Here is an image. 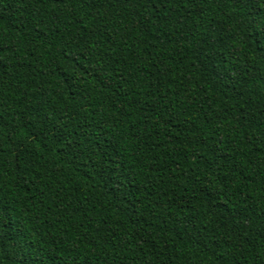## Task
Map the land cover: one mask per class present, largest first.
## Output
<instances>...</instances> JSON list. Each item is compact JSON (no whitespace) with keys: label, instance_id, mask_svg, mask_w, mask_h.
I'll return each mask as SVG.
<instances>
[{"label":"trees","instance_id":"obj_1","mask_svg":"<svg viewBox=\"0 0 264 264\" xmlns=\"http://www.w3.org/2000/svg\"><path fill=\"white\" fill-rule=\"evenodd\" d=\"M0 264H264V0H0Z\"/></svg>","mask_w":264,"mask_h":264}]
</instances>
